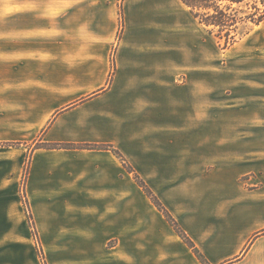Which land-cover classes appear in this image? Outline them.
Segmentation results:
<instances>
[{"label": "crops", "instance_id": "0c3cea01", "mask_svg": "<svg viewBox=\"0 0 264 264\" xmlns=\"http://www.w3.org/2000/svg\"><path fill=\"white\" fill-rule=\"evenodd\" d=\"M204 32L180 0L0 9V264H42L28 160L47 264H203L124 160L207 264H264V116L204 105Z\"/></svg>", "mask_w": 264, "mask_h": 264}, {"label": "rangeland", "instance_id": "374dc122", "mask_svg": "<svg viewBox=\"0 0 264 264\" xmlns=\"http://www.w3.org/2000/svg\"><path fill=\"white\" fill-rule=\"evenodd\" d=\"M18 4L19 0H0V9H18ZM203 36L208 39L207 33ZM218 45L217 51L210 40L203 45L204 105L234 104L236 119L264 116V110L258 109V103H264V22L234 46Z\"/></svg>", "mask_w": 264, "mask_h": 264}, {"label": "trees", "instance_id": "16d2710c", "mask_svg": "<svg viewBox=\"0 0 264 264\" xmlns=\"http://www.w3.org/2000/svg\"><path fill=\"white\" fill-rule=\"evenodd\" d=\"M186 7L190 9L191 14L198 20L204 29L213 37H215L223 48H229L237 44L239 41L247 37L256 27L264 22V0H180ZM16 143H0V147L17 146ZM36 146L43 148H75L73 145H49L38 144ZM80 148L101 149L106 147L83 145ZM117 154H120L117 151ZM124 165L130 173H134L139 185L144 192L152 200L158 210L165 216L167 221L185 241V243L194 251L196 256L203 264H207L204 255L195 246L182 229L176 219L164 207L159 198L146 185V183L134 172L132 167L124 160ZM29 172V160L27 161L22 186L21 198L32 227L33 234L37 240L38 253L42 264L46 263V258L42 246L40 244L37 230L35 227L33 215L29 200L26 195L25 186Z\"/></svg>", "mask_w": 264, "mask_h": 264}]
</instances>
